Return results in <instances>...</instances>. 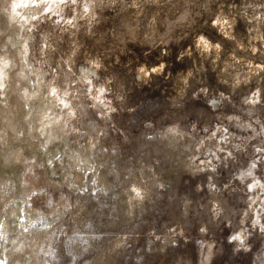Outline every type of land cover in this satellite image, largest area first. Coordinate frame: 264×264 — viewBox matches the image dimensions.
Masks as SVG:
<instances>
[{
    "label": "rangeland",
    "instance_id": "obj_1",
    "mask_svg": "<svg viewBox=\"0 0 264 264\" xmlns=\"http://www.w3.org/2000/svg\"><path fill=\"white\" fill-rule=\"evenodd\" d=\"M84 2L96 15L91 24L90 16L80 19ZM61 7L65 19L77 17L75 26L56 25L47 17L44 23H24L26 56L43 78L36 98L46 101L55 86L61 96L68 93L75 110L69 122L50 127L59 140L45 152L30 134L32 121L22 101L24 89L32 86L26 75L32 73L14 44L12 50L11 38L0 33V43L17 54L8 99L4 96L0 108L8 106L6 118L12 111L11 119L22 116L16 127L23 139L15 140L6 128L0 146L19 141L31 159L26 168L0 167V191H15L13 176L20 170L29 190L24 205L39 220L26 228L18 223L24 219L19 211L12 230L26 228L28 236L30 229L45 227L40 222L58 206L61 216L42 244L47 252L39 253L43 264H264V233L252 223L258 210L264 223V187L248 188L256 179L264 185V0H78ZM4 15L1 11L0 28ZM217 17L228 20V38L213 27ZM201 35L214 46L210 53L196 47ZM161 63L167 66L151 77L138 71L142 64L151 69ZM87 68L94 70L91 81L81 76ZM101 87L107 90L101 98L112 101L114 113L90 99ZM58 105L36 110L58 114ZM173 125L185 133L183 139L168 132ZM217 125L229 130L227 142L219 145L224 152L217 153L219 161L213 159L216 172H200L190 157L215 151L217 140L207 137ZM201 140L205 148L197 153ZM59 142L71 151L62 160L72 181L54 168L62 154L54 148ZM76 153L89 156L81 160ZM242 174L243 181L237 179ZM137 187L141 196L135 203V195L133 201L128 196ZM236 231L246 233L251 251L230 241Z\"/></svg>",
    "mask_w": 264,
    "mask_h": 264
},
{
    "label": "bare ground",
    "instance_id": "obj_2",
    "mask_svg": "<svg viewBox=\"0 0 264 264\" xmlns=\"http://www.w3.org/2000/svg\"><path fill=\"white\" fill-rule=\"evenodd\" d=\"M20 2H21V0H0V12L2 11L5 14L4 15L5 17H4V20H3L4 21V25L0 28V33L3 36L5 35L4 36L5 38H7V37L11 38L10 42H11L12 46L11 45L10 46H11L12 50H13V44H14V46H15V50L14 51H16L19 54L18 56L21 58L22 61H24L25 67L27 69H29L31 71V73H32L31 77H28V75H26L27 78H29V81L31 82L32 86H31V88H25V89L23 87V89H24V94H23L24 95V99L21 97L22 93L19 92L18 95H19V97L22 98L23 103L27 104V108L26 109H27L28 113H26V115L28 114L29 120L32 121V126H31L32 127V132L30 134L33 137H36L38 139V143L42 146V148H43V150L45 152L46 149L51 148V145L53 144L54 140L58 139L57 134H55L57 132H55L53 134L52 131L50 130V127L55 125L57 122L61 124V125H59V127H61L62 124L65 121L69 122V120H71L73 117H70V116L66 117L68 110L62 108V106H59L57 104L58 103L57 99L55 97H52V96L48 95V92L46 94V101H45L44 97L36 98L37 96H41V91L44 88L43 87V78H42L41 74L38 73V70H36V69H34L32 67L29 57L24 54V44L28 40V38H29L28 36L29 35H27V33L25 32V28H24L25 24H24L23 20L21 19V16L30 17L32 15H37V14H39L40 9H36V8H32V7H29V8H19V7H17V8L14 9L13 5L14 4H18ZM76 20H77V17H76ZM4 42L6 43V40ZM11 48L9 49V47H6L5 44H1L0 43V69H2V67H3V60L4 59H7L8 61H10L9 68L8 69H3V71L7 74V79L0 78V84L4 85L2 88H0V102H2V103L5 101V99H3L4 96H5V98H7V94H6L5 90L9 87V84H8V79L10 78L9 72L12 69L11 67L13 65V61H15V59H17V57H16L17 54L14 55V51H11ZM27 50H28V42H27ZM20 70H21V68H20ZM20 70H19V72H20ZM83 71H84L83 75H81L82 79L83 80L86 79L88 81H91L92 80V75L94 74V70L87 68L86 70H83ZM28 73H29V71H26V74H28ZM21 74H23V72ZM24 74H25V72H24ZM18 76H19V73H18ZM17 79H18V77H17ZM19 79H21V78L19 77ZM19 79H18V81L21 82ZM82 79H81V81H82ZM22 81H23V79H22ZM26 81H27V79H26ZM24 82H25V80H24ZM82 82H85V81H82ZM16 85H17V83H16ZM17 87L19 88L20 85L19 86L17 85ZM52 87H55V86H52ZM58 95H60L59 92H58ZM31 98H33L34 101L30 100ZM14 99H16V98H14ZM29 100L31 101V103L29 102ZM50 102H52L53 104L55 103L56 105H58L59 113L57 114V111H54L53 114L52 113L47 114L49 111L48 112L41 111L40 114H38V111L36 110V106H38V105L42 106V107L43 106H48V103H50ZM2 103H0V104L3 105ZM21 104H22V102H21ZM2 108L3 107L0 108V132L3 133L6 128H11V132H12L11 136L14 137L15 140H20V138H21L20 136L22 135V130L18 129V127H16V125H19L18 121H20L19 118L21 119L22 116L20 117L19 114H18V115H15L16 117L11 119V116L14 115V113L12 111L11 115L8 118H6V113L10 112V110L8 109V106H6L5 109H2ZM50 109L52 110V108H47V110H50ZM14 111H16V109ZM24 112H26V111H24ZM21 115H23V114H21ZM56 127H55V129H56ZM37 130L38 131L41 130L42 134H40L38 136L39 133L36 132ZM62 132H64V131H62ZM65 132H66V130H65ZM6 133H7V131H6ZM58 134H59V132H58ZM0 139H1L0 142L3 141V138L0 137ZM12 142H13V140H12ZM2 143L4 144V142H2ZM3 144L0 146V167L1 168H10V169H12L14 163H15L14 167H16L17 163L19 165H21V166H23V165H26V167L30 166L31 162L28 165L25 164L26 163L25 161L27 159H29V157H27V155L24 154V153L22 154V151H24L23 149H25L26 146L24 147L19 141L16 142V143H8L6 145L4 144L5 146ZM33 144H34V142H33ZM54 144H55L54 148L55 147H59L58 149L62 153V154L59 153V155H60L59 158H58V156L56 157V161L58 162V164H56L54 166V168L57 169L58 167H60V170L58 169L59 170L58 173L61 174V177L64 180L65 178H69V177L67 176V171H66V169L68 170V168H66L67 164L66 165L64 164L67 160L64 162V160H62V159L64 157H65V159H67L66 157H68L67 155H69L68 153L71 152V151H68V149L65 147V145H62L61 142L54 143ZM92 144H94V143H92ZM92 144H90V147L92 146ZM28 145H30V143ZM36 145H37V143H36ZM48 151H50V150H48ZM73 153L75 154V152H73ZM76 154H77V156H79L81 158V160L85 159V158H87L89 156V154H87V155H83L82 153H76ZM34 155L36 156L37 154H34ZM35 156L33 158H35ZM62 156H64V157H62ZM74 157L76 158V155H74ZM37 158H39V157H37ZM44 158H45V156H44ZM76 159H78V158H76ZM29 160H31V159H29ZM37 160L40 162L39 159H37ZM42 160L44 161V159H42ZM54 161H55V159H54ZM84 162L80 161L81 164L84 163ZM92 162H94V161H92ZM49 163H50V161H49ZM53 164L54 163H52V165ZM19 165H18V167H19ZM91 166H92V164H91ZM26 167H24V168H26ZM92 168H94V167H91V169ZM44 169H46V167ZM49 170H50V168H49ZM21 171H22V169H21ZM82 171H79L78 173L80 174ZM6 172H7V170H6ZM44 173L46 175V171ZM54 173H55V171H54ZM54 173H53V175H54ZM75 173L76 172H74V174ZM4 174L2 175V177L4 176ZM79 174H77L78 177H79ZM82 174H83V172H82ZM14 175L15 176H13V178L15 177V181H16V183H15L16 184V186H15L16 188H14L15 191L10 192V193L7 192V190H3V189L0 191V212H2V215L0 217V259H1V263L0 264H13L15 262H18L20 264H24V262L27 260L26 257H28V260L30 259V261H29L30 264H43L41 262L42 254H39V253L41 251L43 253L47 252L42 247V244L44 242H46L44 240V238L45 237H49L51 231H53L54 221L56 220L57 217H59L60 212H61L60 211L61 208H58V206H57L56 207L57 209L56 208L52 209L49 212V214L47 215V217H46L48 220L46 222L44 220L40 222V223H45V227L40 228V229L36 228L34 231H32V229H30V227H29V229L31 231H30L29 235L26 236L27 234H25V232L28 231V229H26V228H28L29 225H32V223L34 224V223H36L39 220L37 219V216L35 214H33V211L29 210L24 205L25 202H26L27 197L29 196V190L27 189V182L25 180H23L25 176L20 173V170L17 171L16 173H14ZM0 176H1V174H0ZM82 177L84 178V176H82ZM10 178H11V181H12V179H13L12 176H10L9 179ZM70 178L72 179L73 177H70ZM93 178H94V176H93ZM96 178H97V176H96ZM47 179H48V177H47ZM69 179H67V180H69ZM51 181H52V179H51ZM67 183H68V181H67ZM68 185H70V184H68ZM70 187H71V185H70ZM134 189L139 192V195H137V191H134ZM134 189H133L132 193L131 192L129 193L128 197H129V199H131V201H133V196L135 195V201L134 202L137 203V200H139L138 197L141 196V193H140L138 187L134 188ZM257 191H255V193ZM27 201H28V199H27ZM130 206H131V204H130ZM19 211L24 213V219L22 218L23 220H18L19 221L18 223L19 224H21V223L24 224V227H26V228H25V230H20V229H17V228L15 230H12V227H11L12 223H13L12 219L15 217V215ZM259 213H260V211L258 210L257 214L259 215ZM48 228H49V230H47ZM11 232H12V234H11ZM234 234L235 235L232 236V238L230 240V241H232L233 244L236 243V242H239V246H241L242 245L241 242L243 241L244 246H247V243H245V240H246V237H247L245 235L246 233H244V232L241 233L239 231H236Z\"/></svg>",
    "mask_w": 264,
    "mask_h": 264
},
{
    "label": "clouds",
    "instance_id": "obj_3",
    "mask_svg": "<svg viewBox=\"0 0 264 264\" xmlns=\"http://www.w3.org/2000/svg\"><path fill=\"white\" fill-rule=\"evenodd\" d=\"M113 2H115V0H113ZM78 0H21L20 3L18 4H14L13 8H36V9H40L39 14L37 15H32L30 17H24L21 16V19L23 20V22L25 24H31L33 21H40L41 23H44V17H47L48 20H52L54 24L56 25H60L62 22L64 24L67 25H74V21L76 20V16L73 15L70 19H65L64 16L62 15V13L64 12V8L61 7V5H68V4H77ZM133 7H135V3L133 4ZM73 11L75 12V9H73ZM83 13L84 15L80 17L81 20L85 19L86 17H91V19L89 20V24H91V22L93 20L96 19V15L92 10V7L90 6L89 3L84 2L83 3ZM19 15V14H18ZM55 17V19L53 20V18ZM228 25V20L224 19L221 20L219 17H217V19H215L213 21V27L219 26L220 32L225 36V38H228L229 33L227 31H225V26ZM33 30V28H28V31L31 32ZM130 47H132L130 45ZM197 48H201L203 52L205 53H210L212 48L214 47L210 41H208L203 35L199 36L197 38ZM215 47L217 48V50L219 49V45H215ZM24 54L27 55V41L24 44ZM148 53L145 52V55H147ZM117 63H119V57H117L116 60ZM10 66V61H8L7 59L3 60V67L2 69H0V78L3 79H7V74L3 71V69H8ZM167 65L164 63L159 64L157 67H153L151 69H149L147 67V65L142 64L138 71L144 73L146 76L151 77L152 75L156 74V73H160L162 72V70L166 67ZM189 76L191 75V73L188 74ZM185 84L187 83V80L184 81ZM4 85L0 84V88H2ZM58 91L59 89L57 87H50L49 91H48V95L55 97L58 101V103L64 108L68 110V116L70 117H74L75 116V111L71 106V101L68 100V93L65 92L63 93L62 96L58 95ZM106 89L101 87L99 89H97L98 95L96 96H90V99L96 101L99 105L103 106L104 108H107L108 113H114L116 111L115 107H110L112 101L108 100L107 103H105V100L102 99L101 97L105 96L106 94ZM88 92L91 93L92 92V87L89 86L88 88ZM195 130V127H193V131ZM205 132H207V129H204ZM228 129L222 126L217 125L215 127V129L211 132L210 136L207 137L208 140H217V147L215 149V151H213L211 148L206 149L203 152V157H201V155H194L192 157H190V161H191V165L195 166L196 168H198V170L200 172H205V171H210V172H216L217 168L213 163V159L219 161L220 160V156L217 155V153L220 152H224V149L219 147L220 144L226 143L228 140ZM168 132L170 134H172L173 136H179L181 139L184 138L185 133H183L180 129L178 125H173V126H169L168 128ZM218 133H223V135H220L219 138L217 139ZM205 148V141L201 140L199 142V144L196 145V152L200 153L201 149ZM257 151H260V149H257ZM228 156H231V153H227ZM252 169L256 168V164L252 163L250 166ZM247 176L252 177L253 176V172L252 171H248L246 173ZM209 179L211 180V177H209ZM237 179L243 181V174L239 177H237ZM215 186H213L214 188ZM256 187H264V185H261L259 180H255L252 184H250L248 186L249 191H253L254 188ZM134 191H137L134 189ZM137 195H139V192L137 191ZM253 203H255V201H253ZM254 218H253V225L257 226L259 229L260 233H264V223H261L260 217L259 215H257L256 213L253 214ZM201 231H203V229H201ZM242 244V248L239 250H242L244 252H249L251 251V246L247 245L244 246L243 241L241 242Z\"/></svg>",
    "mask_w": 264,
    "mask_h": 264
}]
</instances>
